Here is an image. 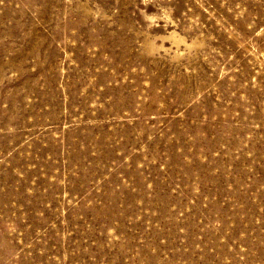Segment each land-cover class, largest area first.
Returning <instances> with one entry per match:
<instances>
[{"label": "rangeland", "instance_id": "374dc122", "mask_svg": "<svg viewBox=\"0 0 264 264\" xmlns=\"http://www.w3.org/2000/svg\"><path fill=\"white\" fill-rule=\"evenodd\" d=\"M0 264H264V0H0Z\"/></svg>", "mask_w": 264, "mask_h": 264}, {"label": "clouds", "instance_id": "9594fccd", "mask_svg": "<svg viewBox=\"0 0 264 264\" xmlns=\"http://www.w3.org/2000/svg\"><path fill=\"white\" fill-rule=\"evenodd\" d=\"M148 18H149L150 20L155 21V17H154V16H149Z\"/></svg>", "mask_w": 264, "mask_h": 264}]
</instances>
